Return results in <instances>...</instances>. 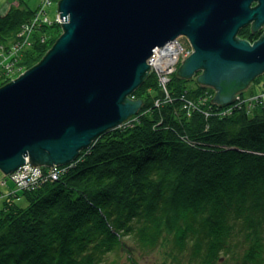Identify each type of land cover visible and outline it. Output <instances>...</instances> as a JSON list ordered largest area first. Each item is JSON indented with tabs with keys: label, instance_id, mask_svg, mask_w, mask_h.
I'll return each instance as SVG.
<instances>
[{
	"label": "trees",
	"instance_id": "16d2710c",
	"mask_svg": "<svg viewBox=\"0 0 264 264\" xmlns=\"http://www.w3.org/2000/svg\"><path fill=\"white\" fill-rule=\"evenodd\" d=\"M33 11L15 5L0 13V40ZM257 35L239 32L252 41ZM38 40L28 67L52 46ZM195 77L174 72L170 101L149 75L132 95L144 101L137 124L100 135L56 179L41 167L33 185L8 195L0 264H105L112 254L121 260L111 264H140L137 254L157 249L162 264H264V100L253 113L219 116L211 98L212 106L188 115L187 98L215 92Z\"/></svg>",
	"mask_w": 264,
	"mask_h": 264
},
{
	"label": "water",
	"instance_id": "95a60500",
	"mask_svg": "<svg viewBox=\"0 0 264 264\" xmlns=\"http://www.w3.org/2000/svg\"><path fill=\"white\" fill-rule=\"evenodd\" d=\"M255 5H254V4ZM252 4L254 6H252ZM63 32L46 55L0 87V170L68 165L143 107L131 95L156 47L180 35L194 51L178 68L231 103L264 73V0H60ZM251 81V82H250Z\"/></svg>",
	"mask_w": 264,
	"mask_h": 264
},
{
	"label": "rangeland",
	"instance_id": "374dc122",
	"mask_svg": "<svg viewBox=\"0 0 264 264\" xmlns=\"http://www.w3.org/2000/svg\"><path fill=\"white\" fill-rule=\"evenodd\" d=\"M59 1L60 0H0V13L1 14L7 13L15 5H20V6L22 5L25 7L28 6V8L34 9L33 14L30 17V21L24 23V25H20V27L18 28V30L13 36H8L7 39L4 41L0 40V87L12 81L13 79L17 78L27 69L31 68V66L28 67L25 62L26 55H27L28 50L34 45L36 40L39 39L42 42H44L45 40H48V44L52 43V46H53L56 41L54 40L52 42V39H55L56 37L62 34L63 28L61 26L62 23L59 20V11H58ZM243 29L247 33L250 30L249 26L244 27ZM188 40L189 39L185 37L184 39H182V42L188 41ZM51 47L49 45L46 48V50L42 54H40L39 57L42 56L43 58ZM179 67L180 66L178 63L173 73L176 72ZM199 72H197L196 75H199ZM152 73L156 74L159 80L160 77L157 75L158 73L155 70H153ZM260 76L261 75H259V77ZM195 78L197 79V76ZM195 78L188 81L189 86L191 87L197 86V80H195ZM159 84H161L162 86V82L160 80H159ZM263 87H264V78H262V82L257 81V79L255 78L253 82H251L250 85L244 90V92L239 93L238 98H240V100L238 101V98H237L238 102L236 101L235 104L233 103L234 105L230 103L228 104L229 105V107L227 108L228 110L229 108H233V110L229 114L224 113L222 111L223 108L221 107H219L216 111L219 113V116L233 115L236 109L246 110V111L248 110L249 112L253 113L256 107L262 105L260 101L263 100L262 99V95L264 93ZM166 88H167L166 90L167 92L165 90L164 91L167 95V100L172 101L173 99L171 100V98L172 97L174 98V96L172 97L170 96L168 85L166 86ZM215 95H216L215 92H214V95L212 96L211 93H208L207 91H205V93H203L198 100L192 99L191 97L187 98L189 101L185 102L184 106L185 107L187 106L188 115L191 114L190 112L193 109L199 111L200 107H203L204 109V105L212 106L210 99L211 98L213 99ZM249 98L252 100H257L255 102L256 105L252 106V103H248L247 99ZM250 105L252 107H250ZM203 109L200 111L203 112L204 111ZM140 111L138 113H140ZM205 114L208 116L207 113ZM137 115L138 114L129 118L122 127L124 126L125 128L130 127V126L133 127L135 124H137L139 122V117ZM41 167L43 166H40V165L36 166L33 164H28L26 170L22 168L21 172H18L19 174H17L16 172L15 173L12 172L13 174L12 173L5 174L0 170V208L3 206V202L8 195L15 194L17 189H23L24 187L33 185L32 182L35 179H39L38 174H41V172H32V170L33 169L35 171L40 170ZM46 169L48 170L47 175L50 174L49 169L48 168ZM19 175H20L19 182L12 180L13 179L12 176L19 178ZM43 175L44 174H42V176ZM26 178H28L31 181H29V183L25 185L24 180ZM47 178L52 179L51 177H47ZM12 182H14V184ZM17 199H19L18 203L22 205L26 203L25 197H21V199L20 198H17ZM115 257H116L115 254L110 255L105 264H111L114 260L116 261L121 260L120 257H117V258ZM165 257L166 256L164 252L161 251L160 249H157L156 251H152V252L149 251L143 254L136 255L137 261L140 264H162V261H164ZM123 260H126V259L124 258ZM167 264H173L170 258H168Z\"/></svg>",
	"mask_w": 264,
	"mask_h": 264
},
{
	"label": "built area",
	"instance_id": "2783aa9c",
	"mask_svg": "<svg viewBox=\"0 0 264 264\" xmlns=\"http://www.w3.org/2000/svg\"><path fill=\"white\" fill-rule=\"evenodd\" d=\"M59 20L61 22L60 18H59ZM178 46L181 48V52L176 54V58H174L175 60H173L171 58V56L169 55L168 62H167V65L165 68L158 66V65H153V61L156 60L157 53L159 55V52H161L160 50H173L174 48H177ZM189 52H190L189 48L184 45V43L182 42V40L180 38H176V39L166 43L163 47H156L153 50L151 57L148 59V62L151 65V70H155L158 73L157 75L160 77L159 80L162 82V87L165 91L167 90L166 86H167L168 80H170L169 76H171V74L175 70V67L178 64V60H180L182 56H187L189 54ZM170 59H171V62H170ZM238 99H240V98H238ZM262 99L264 100V93L262 95ZM27 165L28 164L26 163L25 165L20 167L18 170L14 171L13 173L16 172L17 174H19L18 172H21L22 168H24L26 170ZM66 169H67V165H63V166L53 165L52 167H50V169H49L50 174H48L47 177H51L52 179H56L59 176V174L61 172L65 171ZM36 171L41 172V174H43L41 170H36ZM36 171L34 169L32 170V172H36ZM38 177H40V176H38ZM12 178H13L12 179L13 181L19 182L20 175H19V178L14 177V176H12ZM24 181H25V185H26L31 180L26 178Z\"/></svg>",
	"mask_w": 264,
	"mask_h": 264
},
{
	"label": "bare ground",
	"instance_id": "6f19581e",
	"mask_svg": "<svg viewBox=\"0 0 264 264\" xmlns=\"http://www.w3.org/2000/svg\"><path fill=\"white\" fill-rule=\"evenodd\" d=\"M254 4V3H253ZM252 4V6H254ZM264 33V30H263V32L261 31L257 36H256V38H254V40L252 41L251 39H248V38H244V39H248L250 42H254L255 40H258L259 38H260V35H262ZM185 35H180V36H178L177 38H180L181 40L182 39H184L185 37H184ZM240 37V36H239ZM240 38H242V37H240ZM176 39V38H175ZM184 43V45L185 46H187L188 48H189V50H190V52H189V54L187 55V56H182L181 57V59L180 60H178V63H179V66H181V64H182V62L188 57V56H190L192 53H193V51H194V48H193V45H192V43L188 40V41H184L183 42ZM161 52H159V55H158V53H157V57H156V60H154L153 61V65H158V66H161V67H163V68H165L166 67V65H167V62H168V57H169V55L171 56V58L173 59V60H175L174 58H176V54L177 53H180L181 52V48L178 46L177 48H174L173 50H160ZM181 56V55H180ZM159 58V59H158ZM170 62H171V59H170ZM152 71L153 70H150V75L151 74H153L152 73ZM251 82V81H250ZM250 84V83H249ZM210 86V85H209ZM211 87H213V86H211ZM214 88V87H213ZM215 89V88H214ZM215 94H216V89H215ZM133 95V94H132ZM131 95V96H132ZM238 95H239V93H237L236 94V97H235V99L230 103V104H235V102L237 101V98H238ZM216 104H218V103H216ZM233 104V105H234ZM220 107H223L225 104H218ZM227 105V104H226ZM127 121H125L123 124H125ZM27 164H31L30 162H27ZM53 166V165H52ZM43 167H46V168H48V169H50V166H43ZM37 172V171H36ZM38 176H40V177H42V174H38Z\"/></svg>",
	"mask_w": 264,
	"mask_h": 264
},
{
	"label": "flooded vegetation",
	"instance_id": "af4514ba",
	"mask_svg": "<svg viewBox=\"0 0 264 264\" xmlns=\"http://www.w3.org/2000/svg\"><path fill=\"white\" fill-rule=\"evenodd\" d=\"M247 26H249V28L252 30V24H249ZM247 26H245V27H247ZM263 30H264V25L261 28H259L258 30H256L255 32L254 31H252V32L259 34L261 31L263 32ZM199 73H201V71Z\"/></svg>",
	"mask_w": 264,
	"mask_h": 264
}]
</instances>
